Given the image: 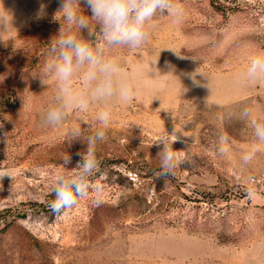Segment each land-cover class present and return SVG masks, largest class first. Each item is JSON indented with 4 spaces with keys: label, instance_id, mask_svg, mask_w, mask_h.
<instances>
[{
    "label": "rangeland",
    "instance_id": "obj_1",
    "mask_svg": "<svg viewBox=\"0 0 264 264\" xmlns=\"http://www.w3.org/2000/svg\"><path fill=\"white\" fill-rule=\"evenodd\" d=\"M181 3V22L157 15L140 47L107 50L136 94L113 105L96 144L99 203L90 191L54 210L52 176L87 147L66 132H94L96 106L44 123L56 83L42 68L63 0H0V264H264V76H241L264 52V0ZM83 35L102 42L95 24ZM174 129L185 161L158 175L156 141ZM207 192L212 203L195 201Z\"/></svg>",
    "mask_w": 264,
    "mask_h": 264
},
{
    "label": "clouds",
    "instance_id": "obj_2",
    "mask_svg": "<svg viewBox=\"0 0 264 264\" xmlns=\"http://www.w3.org/2000/svg\"><path fill=\"white\" fill-rule=\"evenodd\" d=\"M90 9L85 14L79 0H63L62 20L58 34L50 39L47 59L42 71L45 77H51L56 83L55 101L49 105L43 115L44 123L59 126L72 108L86 110L96 106L93 119L97 122L95 131L84 136L85 128L70 127L65 135L69 142L75 139L86 141L87 147L78 153L79 161L75 167L68 168L71 157L65 153L63 163L52 176L49 190L53 194L50 206L54 210L71 207L79 199L89 196L92 191L96 203L102 193L103 185L93 182L99 170L96 144L106 138L112 122V110L115 103L128 104L135 96L133 81L121 68L118 58L107 54L113 46L140 47L152 34L153 21L157 15H167L176 22L184 17L181 0H84ZM95 24L101 33L102 42L93 45L83 31ZM242 77L256 79L264 76V52L257 53L250 61ZM79 79L80 84H77ZM42 83L47 84L46 79ZM153 87L156 81L150 82ZM172 133L161 134L156 141L163 145L158 159V175L173 172L185 154L172 147L178 137ZM169 134L173 137L169 142ZM256 135L264 138V125L256 127ZM83 137V138H82ZM255 149L248 152L247 160Z\"/></svg>",
    "mask_w": 264,
    "mask_h": 264
},
{
    "label": "trees",
    "instance_id": "obj_3",
    "mask_svg": "<svg viewBox=\"0 0 264 264\" xmlns=\"http://www.w3.org/2000/svg\"><path fill=\"white\" fill-rule=\"evenodd\" d=\"M206 197H210V199L207 200L206 202H207V203H212L214 195H212L210 192H207V193H206V196H205V194H204V195H201V196L198 197L195 201H201L202 199L205 200V199H207Z\"/></svg>",
    "mask_w": 264,
    "mask_h": 264
},
{
    "label": "built area",
    "instance_id": "obj_4",
    "mask_svg": "<svg viewBox=\"0 0 264 264\" xmlns=\"http://www.w3.org/2000/svg\"><path fill=\"white\" fill-rule=\"evenodd\" d=\"M131 180L134 181L135 180V177H131Z\"/></svg>",
    "mask_w": 264,
    "mask_h": 264
}]
</instances>
